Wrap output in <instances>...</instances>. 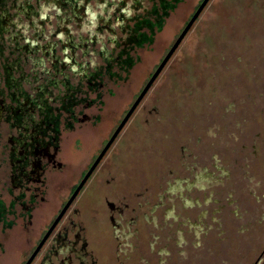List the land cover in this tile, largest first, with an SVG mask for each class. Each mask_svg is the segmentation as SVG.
Segmentation results:
<instances>
[{"label": "flooded vegetation", "instance_id": "af4514ba", "mask_svg": "<svg viewBox=\"0 0 264 264\" xmlns=\"http://www.w3.org/2000/svg\"><path fill=\"white\" fill-rule=\"evenodd\" d=\"M181 1L0 0V264L264 260L262 204L243 226L247 212L240 207L238 216L231 207L229 181L212 185L208 200L205 192L193 196V186L206 189L195 182L200 173L193 175L202 153L187 155L192 167L179 162L186 149L170 142V111L149 106L172 57L122 127L167 54L134 102L117 118L109 114L136 64L134 52L154 42ZM133 120L151 130L147 143L126 145ZM177 198L188 215L175 212ZM212 230H222L221 237L212 241Z\"/></svg>", "mask_w": 264, "mask_h": 264}, {"label": "rangeland", "instance_id": "374dc122", "mask_svg": "<svg viewBox=\"0 0 264 264\" xmlns=\"http://www.w3.org/2000/svg\"><path fill=\"white\" fill-rule=\"evenodd\" d=\"M199 2H179L158 29L154 42L134 52L137 61L124 86L120 87L122 98L110 100L113 105L109 114H115L113 118L121 115L137 98ZM151 93L147 100H151L149 106L157 104L159 110L170 111L173 130L168 137L173 148L178 146L181 150L185 145L186 150L179 152L183 157L178 161L192 167L193 160L186 159L187 155L192 152L197 155V148L202 153L193 171V175L200 173L199 180L191 178V181L206 189L193 186V196L204 198L205 192V200H208L212 185L229 181V203L239 212L238 216L242 208L247 212L242 221L243 226L247 225L251 217L259 214L260 207L264 208V198L260 195L264 194V0H210ZM128 124L126 145L145 144L148 138L150 140L152 132L148 126L144 127L143 121L130 123L132 127H141L137 131ZM139 132L144 134L142 138L146 141L141 140ZM142 153L144 156L139 161L145 165L148 150ZM131 163L137 164L135 159ZM214 164L219 168L215 170ZM252 196L259 197L261 203L254 200L258 204L249 205L254 203ZM236 199L237 203L233 202ZM174 201L177 204L175 212L190 213L183 211L180 198ZM164 202L163 209L170 206L168 198ZM155 213L158 221H162L163 211ZM261 217L259 215V221ZM184 233L189 241L193 240L187 231ZM221 234L222 230H212L209 237L214 241ZM208 254L206 252L205 259ZM259 264H264V260Z\"/></svg>", "mask_w": 264, "mask_h": 264}, {"label": "water", "instance_id": "95a60500", "mask_svg": "<svg viewBox=\"0 0 264 264\" xmlns=\"http://www.w3.org/2000/svg\"><path fill=\"white\" fill-rule=\"evenodd\" d=\"M208 1L209 0H203V2L201 3V5L198 7V9L194 13V15L192 16V18L190 19V21L188 22V24L186 25V27L184 28V30L182 31V33L180 34V36L178 37V39L176 40V42L174 43V45L172 46V48L170 49V51L167 53V55L165 56V58L163 59V61L159 65V67L157 68V70L152 75L151 79L149 80V82L147 83V85L145 86V88L143 89L142 93L140 94V96L137 99V101L135 102V104L132 106V108L128 112L127 116L125 117V119L122 122V124H121L120 127H122L124 125V123L128 120V118L130 117V115L132 114V112L135 110L136 106L138 105V103L140 102V100L142 99V97L145 95V93L152 86L153 82L160 75L161 71L163 70V68L165 67V65L168 63V61L170 60V58L172 57V55L174 54V52L176 51V49L179 47L180 43L182 42V40L184 39V37L186 36V34L188 33V31L191 29V27L193 26L194 22L199 17L201 11L204 9V7L208 3ZM79 188L77 189V191L79 190Z\"/></svg>", "mask_w": 264, "mask_h": 264}, {"label": "trees", "instance_id": "16d2710c", "mask_svg": "<svg viewBox=\"0 0 264 264\" xmlns=\"http://www.w3.org/2000/svg\"><path fill=\"white\" fill-rule=\"evenodd\" d=\"M169 6H170V7H174V3H172V4H169Z\"/></svg>", "mask_w": 264, "mask_h": 264}]
</instances>
